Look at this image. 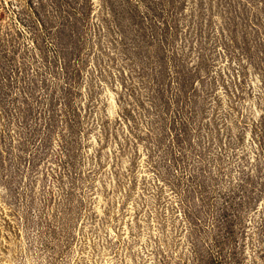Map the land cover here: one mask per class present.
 I'll return each instance as SVG.
<instances>
[{"label":"rangeland","instance_id":"obj_1","mask_svg":"<svg viewBox=\"0 0 264 264\" xmlns=\"http://www.w3.org/2000/svg\"><path fill=\"white\" fill-rule=\"evenodd\" d=\"M0 264H264V0H0Z\"/></svg>","mask_w":264,"mask_h":264}]
</instances>
